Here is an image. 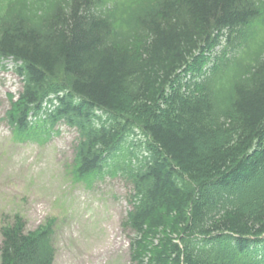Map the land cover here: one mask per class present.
I'll return each mask as SVG.
<instances>
[{
    "label": "trees",
    "instance_id": "16d2710c",
    "mask_svg": "<svg viewBox=\"0 0 264 264\" xmlns=\"http://www.w3.org/2000/svg\"><path fill=\"white\" fill-rule=\"evenodd\" d=\"M15 141L78 132L75 182L120 178L131 264H264V0H0ZM1 264H54V222Z\"/></svg>",
    "mask_w": 264,
    "mask_h": 264
},
{
    "label": "rangeland",
    "instance_id": "374dc122",
    "mask_svg": "<svg viewBox=\"0 0 264 264\" xmlns=\"http://www.w3.org/2000/svg\"><path fill=\"white\" fill-rule=\"evenodd\" d=\"M21 91L13 65L0 62V245L2 226L16 215L30 232L55 220L54 264H131V233L123 226L130 187L111 178L75 183L68 166L78 135L66 126L42 145L14 141L4 118Z\"/></svg>",
    "mask_w": 264,
    "mask_h": 264
}]
</instances>
